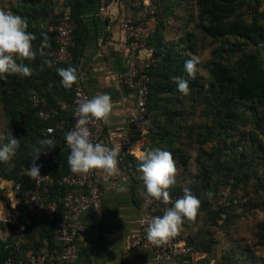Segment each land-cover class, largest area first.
Here are the masks:
<instances>
[{"label": "trees", "instance_id": "trees-1", "mask_svg": "<svg viewBox=\"0 0 264 264\" xmlns=\"http://www.w3.org/2000/svg\"><path fill=\"white\" fill-rule=\"evenodd\" d=\"M53 2L54 0L19 2L15 11L27 20L28 31L36 36L33 47L37 51V57L34 61H24L33 69V75L30 77L10 75L7 80H0V102L4 107L7 121L6 135L20 139V147L11 161L12 166L0 162V178L22 185L19 193L20 203L8 211L18 216L21 225L14 227L11 236L0 245V258L13 256L26 260L27 255L33 253L37 257L44 256L45 264H63L60 260L63 248L54 238L53 220L47 215H32L26 203L28 190L36 184V181L26 175V171L32 164L30 153L34 146L40 147L39 141L51 139L53 145L42 147V151L45 148H54L61 159L59 168L48 170L57 178H62L69 171L68 157L71 150L65 142V133L73 123L74 85L71 89L64 88L60 84L61 77L57 69L77 67L80 55L78 49L85 42V33L79 18L81 13L79 0L71 2L70 18L59 17V14L55 13L52 15ZM153 6L156 10L154 17L156 27L145 40L147 47L153 49L152 62L148 69L151 76L148 114L144 119L148 129L145 152L159 147L170 151L175 161L182 165L188 164L187 153L176 146V133L171 131L168 124L165 126L158 123L156 129L157 120L151 119L152 111L163 108L165 93L174 89L175 84L172 79L174 76H180L189 82L190 93L195 91L194 87L198 84L199 95L204 93L207 112L209 110L211 114L215 113L217 124L219 123V126L216 125L217 134L211 136L216 130L213 128L209 130V137L203 140L208 142L216 138L220 141V145L212 155L213 164L204 165L202 176H197V180L187 187L201 200V205L196 220L185 223L176 237L186 238L191 247L185 260L187 264H191L193 253L202 252L207 253V257L197 264H209L213 258L218 260L217 264H259L261 258L256 256L257 253L249 244L237 243L221 252L217 250L216 245L219 240L216 230L224 227L223 230L229 232L236 214L227 206L216 209L213 206L214 201L219 198L218 193L227 189L224 188L225 185L228 187V183L232 182L229 186L232 190H237L244 177L241 173L244 171L242 160L246 159L247 149L243 147L239 150L237 146L230 145L229 131L238 130L240 125H246L245 111H251L255 115L260 113L264 118V0H154ZM63 19H73L76 23V45L72 48L74 61L49 67L44 61L58 44L55 32L48 28ZM41 21L47 22V25ZM171 21L177 24V34H192L190 27L197 23L205 35L217 42L211 62V80L208 87L192 80L181 66L183 60L177 61L179 44H176L177 47L170 46V42L165 41V33L175 31L170 27ZM41 33H47L50 45L45 48L47 55L43 57L39 55V47L43 39ZM188 59L190 58L183 61V65ZM35 93L41 98L42 108L50 112L57 110L58 113L48 120L40 118L39 109L34 107L32 102ZM62 101L68 104L69 109L62 107L60 103ZM48 127H52L54 132L45 135ZM253 142L257 144L256 149L264 150V144L258 146L257 135L253 137ZM231 148L234 150L233 153L229 152ZM138 153L141 154L142 151ZM41 157L42 154L39 160ZM139 163L137 157L125 155L127 168L141 175L138 171ZM221 171L226 175L221 176ZM259 180L257 193L261 195V190L264 191V180L262 178ZM184 188L174 186L170 191L183 192ZM42 189L45 196L52 199L65 194L70 187L56 182ZM8 191L0 189V201L9 204ZM208 192L213 194L211 198L207 196ZM261 206H264V201ZM257 229L260 230L259 239L264 244V222L260 223ZM36 232H38L37 236Z\"/></svg>", "mask_w": 264, "mask_h": 264}, {"label": "crops", "instance_id": "crops-1", "mask_svg": "<svg viewBox=\"0 0 264 264\" xmlns=\"http://www.w3.org/2000/svg\"><path fill=\"white\" fill-rule=\"evenodd\" d=\"M72 1L54 0L52 15L55 13L59 14V17L70 18ZM79 1L81 4L79 18L85 33V42L79 46L80 55L76 69L80 67L88 70L86 87L91 98L105 93L111 96L113 110L109 123H104V140L110 141L112 146H118L121 144L123 133L126 130L131 132L134 144L127 154L137 157L138 151L145 152L148 129L146 123L135 116V93L121 79V74L127 68L130 58V46L122 24L126 20L138 19L141 9L136 0H110L108 13L99 15L100 0ZM155 27L156 20L150 19L148 34ZM143 55L152 57L153 50L146 47ZM60 103L63 108L69 109L66 102ZM125 166V160L123 162L118 159L121 175L108 178L107 183L101 175L96 174L95 184L103 191L104 210L102 215L88 210L79 216L82 229L77 237L81 250L78 264L153 263L149 249L134 247L131 243L132 239L141 232L140 202L145 189L140 179L141 175L133 169H126ZM119 185L126 187L127 191L118 192L116 187ZM10 194L16 201L14 204L16 207L18 197ZM15 207L11 205V208ZM7 211H0V215ZM2 242L0 240V245L3 244ZM206 257L207 253L194 252L191 264H197ZM217 261L213 258L209 264H217ZM163 264L178 263L166 261Z\"/></svg>", "mask_w": 264, "mask_h": 264}, {"label": "built area", "instance_id": "built-area-1", "mask_svg": "<svg viewBox=\"0 0 264 264\" xmlns=\"http://www.w3.org/2000/svg\"><path fill=\"white\" fill-rule=\"evenodd\" d=\"M141 9L140 16L136 20H126L122 27L126 39L130 46V58L127 68L122 72V82L135 93L136 96V111L135 116L139 119H145L148 114V101L150 94L151 76L148 69L151 66V57L143 55V50L147 47L146 37L148 35V22L155 17V7L153 1L136 0ZM142 6V8H141ZM110 8V0H100L99 15L108 13ZM50 31L55 32L58 47L49 53L47 60L52 62V66L60 64H69L74 61V53L72 48L76 45L75 29L76 23L73 19H63L58 23L49 26ZM78 82L74 84V99H73V123L66 131L69 132L75 128L77 116L75 108L80 102L91 99V95L87 90L86 83L89 77V72L86 68L77 69ZM33 106L39 109V116L43 120H48L52 115L57 114V110L50 112L41 107V98L35 93L32 96ZM92 134L93 143H104L109 148L119 150L118 159L125 160V155L133 146L134 139L131 132L125 131L122 135L121 144L112 146L110 141L104 140L105 124L103 121L96 122L95 125H89ZM54 132L52 127H48L45 135ZM65 133V135H66ZM113 138H111L112 140ZM66 142V139H65ZM67 144V142H66ZM42 157L37 163L41 166L40 175L44 177L39 186L35 184L27 192L26 203L32 215L43 216L47 215L54 222V238L62 246L63 252L60 257L63 264H78L81 257V250L78 244V233L82 229L79 222V216L82 212L92 210L98 215L103 214V191L95 184L96 174L78 175L69 171L62 178H57L48 169H56L61 165L59 154L52 148H45ZM127 169V166H125ZM31 178V177H30ZM56 182L61 185H67L70 189L57 197L49 199L45 196L43 187L54 185ZM4 186H10V192L18 197L22 189L21 183L4 181ZM6 184V185H5ZM146 189L144 190L140 202V224L141 232L132 239V246L143 247L151 251L153 256L152 264H163L166 261H174L178 264H187L185 256L191 251L186 238H173L168 244L162 246H154L147 239V222L155 216H162L166 208L172 207V204L165 205L161 201H156L153 198H146ZM183 192L172 193V200L183 196ZM17 204V205H18ZM55 209V210H53ZM97 209H100L99 211ZM185 221L181 227L184 228ZM20 220L16 214L12 215L8 211L0 215V240L4 243L11 236L13 228L20 226ZM0 264H45V257H37L33 253H29L26 260L8 256L0 258Z\"/></svg>", "mask_w": 264, "mask_h": 264}, {"label": "clouds", "instance_id": "clouds-1", "mask_svg": "<svg viewBox=\"0 0 264 264\" xmlns=\"http://www.w3.org/2000/svg\"><path fill=\"white\" fill-rule=\"evenodd\" d=\"M28 27L29 24L25 18L0 9V80H7L10 75L21 77L33 75V69L24 63L26 60L34 61L37 57V51L33 47L36 36L28 31ZM41 35L43 39L39 47V55L43 57L47 55L45 48L50 45L47 33H41ZM44 63L49 67L52 66L50 60H45ZM198 63V57L185 61V71L193 80L196 79L198 73ZM41 70H43V65H41ZM57 72L61 77L60 84L66 89H71L78 82L75 67L58 68ZM172 79L182 95L190 94L187 80L180 76H174ZM51 86L50 84L49 87ZM112 110L111 96L106 93L84 100L75 108L77 116L75 128L65 135L67 146L71 150L68 165L73 173L78 175L95 173L101 175L106 183L108 178L121 175L118 167L119 150L109 148L104 143H93L89 129L90 124L95 125L99 121L108 124ZM39 145L40 147H33L30 153L32 164L26 171V175L36 181L37 186L44 177L40 175L41 166L37 165L36 161L42 153H47L42 151V147L52 146L53 141L51 139L41 140ZM19 147L20 139L13 135L0 133V162L11 167V161L16 156ZM137 159L140 161L138 171L141 173L140 179L146 188V198H153L165 205H173L166 208L162 216H155L147 222L148 241L154 246H162L180 234L185 218L193 222L196 220L201 200L188 188H184L182 197L175 201L172 200L170 189L176 184L178 169L170 151L159 147L151 148L139 154ZM116 190L118 192L127 191L123 185L117 186ZM212 195L211 192L207 193L209 198Z\"/></svg>", "mask_w": 264, "mask_h": 264}, {"label": "rangeland", "instance_id": "rangeland-1", "mask_svg": "<svg viewBox=\"0 0 264 264\" xmlns=\"http://www.w3.org/2000/svg\"><path fill=\"white\" fill-rule=\"evenodd\" d=\"M20 1L0 0V9L19 16L15 8ZM169 24L171 29L174 28L175 31L165 33V41L170 42V46L175 45L177 47L176 44H179L180 49L178 50L177 61L198 57V73L194 81L208 87L211 80V62L213 61L214 48L217 46V42L205 35L201 28L197 26V23L191 25L190 33L192 34L190 35L177 34V24L175 22L172 23V21ZM183 61L182 67L185 65H183ZM174 84V89L165 93L166 99L163 108L152 111L151 119L157 120V123H155L156 129H158V123L165 126L168 124L171 131L176 133V146H179L187 153L189 157L187 165H182L180 162L175 161L178 169L175 186L187 188L197 180V176H202L203 172L201 171L204 165L213 164L212 155H214V151L220 145V141H217L216 138L208 142L203 140L209 137V130L211 131L213 128L216 130L211 136L217 134L219 123L217 124L215 113L211 114L209 110L207 112L204 93L202 92L199 95L198 84L194 87L195 91L187 96L182 95L178 91L177 84L175 82ZM244 115L247 121L246 125H240L238 130H230L228 140L230 145L237 146L239 150L243 147L247 149L245 150L246 159L242 160L244 167V171L241 172L244 176L243 181L237 190H232V187L229 186L232 182L228 183V187L225 185L224 188L227 189H223L218 193L219 198L214 201L213 206L215 209L227 206L236 215L233 219L234 224L229 227V232L224 231V227L216 230L219 240L216 246L217 250L221 252L237 243L249 244L253 247L254 252L257 253L256 256L261 258L259 264H263L264 244L259 239L260 230L257 227L264 222V206H261L262 201H264V191L261 190V195H258L257 191L259 190V179L262 178L264 180V150L256 149L257 144L253 142V137L256 135L259 137L258 146L264 144V118L261 117L260 113L255 115L251 111H245ZM6 126L4 107L0 102V133L7 134ZM229 152L233 153V148ZM226 159L228 160L229 158ZM235 174L237 175V173ZM220 175L224 176L226 174L221 171ZM4 181H13L0 178V189L9 190V204L5 201H0V211H9L11 205L16 204V201L10 194V186L6 184L4 186ZM37 235L38 232H36Z\"/></svg>", "mask_w": 264, "mask_h": 264}]
</instances>
